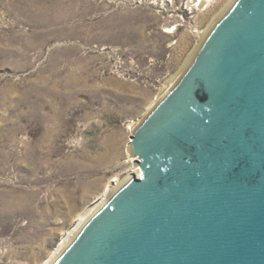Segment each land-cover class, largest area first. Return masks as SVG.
<instances>
[{"label":"rangeland","instance_id":"1","mask_svg":"<svg viewBox=\"0 0 264 264\" xmlns=\"http://www.w3.org/2000/svg\"><path fill=\"white\" fill-rule=\"evenodd\" d=\"M234 1L0 0V264H48L138 174L135 127Z\"/></svg>","mask_w":264,"mask_h":264},{"label":"water","instance_id":"2","mask_svg":"<svg viewBox=\"0 0 264 264\" xmlns=\"http://www.w3.org/2000/svg\"><path fill=\"white\" fill-rule=\"evenodd\" d=\"M142 171L53 264H264V0H237L130 143Z\"/></svg>","mask_w":264,"mask_h":264},{"label":"bare ground","instance_id":"3","mask_svg":"<svg viewBox=\"0 0 264 264\" xmlns=\"http://www.w3.org/2000/svg\"><path fill=\"white\" fill-rule=\"evenodd\" d=\"M202 2H207V1H210V0H201ZM237 0H235L234 1V3L236 2ZM234 3L230 6V8L234 5ZM229 8V9H230ZM228 9V10H229ZM206 37H207V35H206ZM196 56V55H195ZM173 84V83H172ZM171 84V85H172ZM175 84V83H174ZM174 84L171 86L170 85V87H168V90H167V92L162 96V99L165 97V95L169 92V90H171L172 89V87L174 86ZM139 125V124H138ZM137 125V126H138ZM136 126V127H137ZM136 127H135V129H136ZM134 129V130H135ZM135 160H136V158H134V157H132L131 158V161H134L135 162ZM135 164V163H134ZM136 168H139V167H137L136 166ZM141 169H137V171H139L138 172V176L139 177H141L142 176V171H140ZM132 178V176L127 180V181H129L130 179ZM127 181H125L123 184H125ZM122 184V185H123ZM121 185V186H122ZM120 186V187H121ZM120 187L118 188V189H120ZM117 189V190H118ZM116 190V191H117ZM116 191H111L110 189H108L104 194H103V196L100 198V199H98V201L96 202V204L94 205V207H93V214L91 215V217L102 207V206H104V204L112 197V195L116 192ZM90 217V218H91ZM89 218V219H90ZM85 219L86 218H84V220L82 219V222H80L78 225H77V227H75L74 229H72L71 230V232L67 235V237H66V239L64 240V242L62 243V246L60 245V247L57 249V251L54 253V254H52V259L51 260H49L47 263L48 264H53L54 262H55V260L60 256V254L68 247V245L76 238V236L78 235V233L80 232V230L84 227V225L88 222V220H87V222H84L85 221ZM81 221V220H80ZM84 223V224H83ZM82 227V228H81ZM65 247V248H64ZM63 249V250H62Z\"/></svg>","mask_w":264,"mask_h":264}]
</instances>
